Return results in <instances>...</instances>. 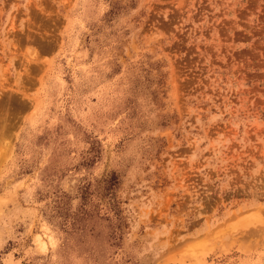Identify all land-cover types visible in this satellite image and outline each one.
Here are the masks:
<instances>
[{
    "label": "rangeland",
    "instance_id": "rangeland-1",
    "mask_svg": "<svg viewBox=\"0 0 264 264\" xmlns=\"http://www.w3.org/2000/svg\"><path fill=\"white\" fill-rule=\"evenodd\" d=\"M0 264H264V0H0Z\"/></svg>",
    "mask_w": 264,
    "mask_h": 264
}]
</instances>
